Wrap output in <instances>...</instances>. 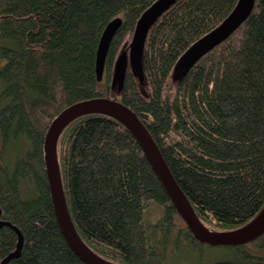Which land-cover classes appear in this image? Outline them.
<instances>
[{
    "label": "trees",
    "instance_id": "16d2710c",
    "mask_svg": "<svg viewBox=\"0 0 264 264\" xmlns=\"http://www.w3.org/2000/svg\"><path fill=\"white\" fill-rule=\"evenodd\" d=\"M156 1L0 0V264H88L59 226L44 144L63 110L93 98L119 100L136 113L211 231L243 227L263 209L264 0L180 75L181 56L239 0H177L147 31L141 90L131 45ZM116 17L123 23L98 80L97 49ZM57 158L74 226L102 258L165 264L179 248L204 243L118 118L92 112L73 119L58 136ZM154 206L161 216L148 222ZM231 246V258L211 264H264V233Z\"/></svg>",
    "mask_w": 264,
    "mask_h": 264
},
{
    "label": "water",
    "instance_id": "95a60500",
    "mask_svg": "<svg viewBox=\"0 0 264 264\" xmlns=\"http://www.w3.org/2000/svg\"><path fill=\"white\" fill-rule=\"evenodd\" d=\"M177 0H157L140 17L131 45L134 68L142 72L141 55L144 40L151 24ZM255 0H239L228 17L216 28L196 41L179 59L176 74L180 75L195 60L226 39L250 14ZM123 23L121 17L105 27L96 57V74L101 80L110 43ZM102 112L118 118L141 143L153 169L168 191L177 211L192 229L195 237L208 244L238 245L254 240L264 233V207L248 224L230 231H211L199 220L190 201L169 169L158 145L136 113L123 102L109 97L93 98L75 103L63 110L52 122L46 134L44 158L56 217L66 240L88 264H116L97 255L80 237L72 221L61 180L57 141L63 128L73 119L87 113Z\"/></svg>",
    "mask_w": 264,
    "mask_h": 264
},
{
    "label": "rangeland",
    "instance_id": "374dc122",
    "mask_svg": "<svg viewBox=\"0 0 264 264\" xmlns=\"http://www.w3.org/2000/svg\"><path fill=\"white\" fill-rule=\"evenodd\" d=\"M2 62L0 61V66ZM123 69L121 73L116 77L113 85V92L119 93L122 88L123 81ZM136 80L141 90L145 89L146 80L145 74L137 73ZM148 216V217H147ZM146 220L148 222H156L160 216L161 212L158 207H152L147 212ZM233 252V247L231 245L223 244H207L203 243L200 246H183L175 252L165 264H211L216 261L231 258Z\"/></svg>",
    "mask_w": 264,
    "mask_h": 264
},
{
    "label": "bare ground",
    "instance_id": "6f19581e",
    "mask_svg": "<svg viewBox=\"0 0 264 264\" xmlns=\"http://www.w3.org/2000/svg\"><path fill=\"white\" fill-rule=\"evenodd\" d=\"M115 70V69H114ZM110 115V114H109ZM123 123V122H122ZM124 124V123H123ZM125 125V124H124ZM51 126V125H50ZM50 128V127H49ZM62 176V175H61ZM195 236V235H194ZM197 239V238H196ZM200 241V240H199ZM202 242V241H201ZM204 243H206V242H204ZM208 244V243H207Z\"/></svg>",
    "mask_w": 264,
    "mask_h": 264
}]
</instances>
